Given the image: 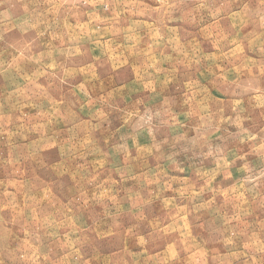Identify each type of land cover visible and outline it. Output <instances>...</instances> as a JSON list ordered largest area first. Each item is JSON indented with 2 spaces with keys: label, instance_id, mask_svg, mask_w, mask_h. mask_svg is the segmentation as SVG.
Listing matches in <instances>:
<instances>
[{
  "label": "rangeland",
  "instance_id": "rangeland-1",
  "mask_svg": "<svg viewBox=\"0 0 264 264\" xmlns=\"http://www.w3.org/2000/svg\"><path fill=\"white\" fill-rule=\"evenodd\" d=\"M0 264H264V0H0Z\"/></svg>",
  "mask_w": 264,
  "mask_h": 264
}]
</instances>
